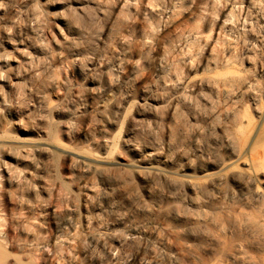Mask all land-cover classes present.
Here are the masks:
<instances>
[{
  "label": "clouds",
  "instance_id": "obj_1",
  "mask_svg": "<svg viewBox=\"0 0 264 264\" xmlns=\"http://www.w3.org/2000/svg\"><path fill=\"white\" fill-rule=\"evenodd\" d=\"M0 264H264V0H0Z\"/></svg>",
  "mask_w": 264,
  "mask_h": 264
}]
</instances>
